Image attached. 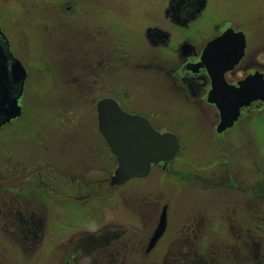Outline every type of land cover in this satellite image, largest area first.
<instances>
[{
    "label": "rangeland",
    "instance_id": "rangeland-1",
    "mask_svg": "<svg viewBox=\"0 0 264 264\" xmlns=\"http://www.w3.org/2000/svg\"><path fill=\"white\" fill-rule=\"evenodd\" d=\"M90 1L95 10L109 11L108 39L112 58L125 52L126 58L131 60L130 65L156 56L171 59L167 50H161L162 46L152 48L145 37L148 26L156 25L157 22L158 25H166L162 11L166 5L164 0ZM90 1L79 0L82 6L79 9L92 10ZM46 3V0H0L3 31L12 39L16 54L19 51L23 57L22 63L28 70L20 99L22 114L0 128V221L7 213L10 195L17 196L10 189L18 187V190H22L26 175H29L31 181L30 189H25L28 195L30 192V211L36 214V218L44 216L46 219L37 240L27 242V255L8 235V226L0 222V256L13 255L12 264H63L67 247L62 245L70 235V232L64 231L66 227L79 229L73 233L87 231L99 234L109 221H139L134 212V208L139 205L136 200L139 191L157 186L166 189L169 183L167 174L155 168L146 180L132 179L122 186L108 187L104 189L105 193H96L102 196L85 203L68 198L71 195H87L81 179L77 181L75 176H63L59 179L60 188L53 180L55 174L51 178L45 175L51 169H64L61 166L72 159L81 161L88 156L92 160L96 153L103 151L95 107L98 98L94 99V96L86 93L90 83L89 75L84 76L87 72L83 73L85 66L81 69L79 65L75 66L81 75L80 80L74 81V72L77 70L65 62L61 52L63 50L59 46L61 37L58 36L60 31L57 22L44 13ZM207 4L208 10L202 21L195 24L196 29H205L207 21H211L213 25H221L222 28L233 25L243 30L249 53L245 64L254 62L255 69L264 71V0H208ZM55 27L56 34L50 37V30H55ZM116 67L119 68V65ZM155 70L135 69L134 66L126 70L121 66L120 72L112 71L108 85L122 94L125 92L137 108L147 110V115L160 131L173 132L179 137L182 149L175 163L179 171L197 173L200 167L206 166L216 155L229 153L252 154L260 161V169L264 170V104L243 114L239 124L219 136L206 124L218 122L213 115L203 114L206 119L203 120L201 114L193 108L192 102L181 93L171 90V82L165 71ZM223 142H230L235 147L222 145ZM246 144H250L248 151L243 150ZM45 161L53 167L46 169ZM94 162L97 168L99 164V167L103 165L95 157ZM248 164L252 165V161ZM108 165L113 176L117 160L110 156ZM39 171L44 172L43 179L50 189H54L53 192L60 193V196L57 195L59 197L53 192L45 194V190L39 187ZM94 174L97 175L96 172L89 175ZM89 175L86 174V177L90 178ZM72 179L74 182H71ZM262 179L264 177L260 181ZM177 185L181 189L185 186L179 180ZM184 201L176 200L178 205ZM178 205L172 211V221ZM259 210H263L259 215L263 221L264 201L260 202ZM31 212L26 215L31 216ZM59 246L62 247L61 255L56 249ZM89 262L90 256L79 259V264Z\"/></svg>",
    "mask_w": 264,
    "mask_h": 264
},
{
    "label": "flooded vegetation",
    "instance_id": "flooded-vegetation-1",
    "mask_svg": "<svg viewBox=\"0 0 264 264\" xmlns=\"http://www.w3.org/2000/svg\"><path fill=\"white\" fill-rule=\"evenodd\" d=\"M207 1L164 0L166 5L162 11L166 25H158L157 22L156 25L148 26L145 37L152 48L162 46L161 50H167L166 53L172 57L164 59L156 56L139 60L132 65L125 52L112 58L108 39L110 30L108 10H95L91 1L93 9L84 10L79 9V0H46L47 9L45 8L44 13L57 22L60 31L58 36L61 37L59 46L63 50L61 52L65 56L66 64L73 70H77L75 66L79 65V69L85 66L83 73L87 72L84 76L89 75L90 83L86 93L94 96V99L98 98L96 108L100 100L113 98L124 111L147 118L152 127L160 131L147 115L149 113L147 110L137 108L138 106L130 101V96L125 92L122 94L108 85L112 71L120 72L121 66L126 70L131 66L148 71L160 69L165 71L171 82V90L181 93L192 102L193 108L201 114L203 120H206L203 114L213 115L218 122L211 121L206 124L211 127L214 134L223 136L240 123L243 114L255 107L259 108L264 103L254 102L251 106L242 108L241 117L234 126L218 132L221 123L220 110L216 104L209 101L213 90V78L206 65L202 64V58L208 44L227 29L233 28L236 32L243 33L244 31L233 25L222 28L221 25H213L211 21H207L205 29H196L195 24L202 21L208 10ZM1 27L3 31L2 24ZM55 34L56 27L55 30L54 28L50 30L49 35L53 37ZM5 36L9 40L12 55L22 63L23 57L19 51L16 54L12 39L6 34ZM246 42L245 55L241 62L233 70L225 73L226 83L230 86H238L240 81L258 71L264 74L263 70L253 67L254 62L245 64L249 54L247 38ZM127 54L130 55L128 52ZM22 65L24 66V63ZM116 65H119V68ZM78 70L74 72V81L80 80L81 74ZM97 128L99 130V123ZM101 137L103 151L96 153L92 160H89L88 156L81 161L72 159L61 166L64 169H55L58 174L54 169L50 171L51 163L45 161V167L49 170L45 175L51 178V175L55 174L53 180L58 186L61 185L59 179L63 176H75L77 181L81 179L84 183L87 195L82 197L71 195L68 198L86 203L90 199L102 196L97 195V192L105 193L108 187H116L110 184L112 173L108 165L110 156L111 159L115 157L105 138L102 135ZM179 142L180 151L173 160L154 164L146 177L137 178L138 181L146 180L156 168L167 174L169 181L166 189L157 186L139 191V197H136L139 205L134 208L139 221L128 223L109 221L99 234L87 231L73 233L79 229L66 227L64 231L70 232L68 236L70 238L66 237L68 240L62 245L67 247L63 264H79V259L84 256H90L91 262L88 264H264V220L259 217L263 212L259 210V205L264 201V179L260 181L264 177V170L260 169V161L252 154L229 153L216 155L206 166L200 167L197 173L181 172L175 167L178 161L176 158L182 149L180 139ZM223 143L222 145L235 147L230 142ZM243 146V150L248 151L250 148V144ZM94 157L97 161H102L101 167L100 164L98 168L94 166ZM250 161L252 165L248 164ZM86 169L88 171L85 172ZM94 172L97 175H89ZM43 173V171L37 173L39 187L49 195L54 189L48 187L49 184L43 179L45 177ZM24 174L26 175V171ZM86 174L90 178L86 177ZM26 176L27 180L22 190H18V187L10 189V192L17 196L10 195L7 213L0 221L8 226V235L20 245L24 255L28 253L27 242L37 240V236L43 230L42 223L46 220L44 216L36 218V214L30 211L32 205L30 192L28 195L25 189L26 187L27 190L30 189L31 181L29 175ZM178 180L185 185L184 188L181 189L177 185ZM96 184L98 188L95 187ZM7 192L9 193V190ZM53 193L60 196V193ZM181 199L185 201L178 205L176 200ZM176 205L178 207L172 221L171 215ZM42 206L46 208L45 205ZM30 212L33 213L31 216ZM164 214V230L153 244ZM56 249L60 251L62 247ZM59 253L61 255V251ZM12 256L9 254L0 256V263L12 264Z\"/></svg>",
    "mask_w": 264,
    "mask_h": 264
},
{
    "label": "water",
    "instance_id": "water-1",
    "mask_svg": "<svg viewBox=\"0 0 264 264\" xmlns=\"http://www.w3.org/2000/svg\"><path fill=\"white\" fill-rule=\"evenodd\" d=\"M247 46L243 32L227 29L210 42L204 52L202 64L213 78L209 101L220 110L218 132L234 126L242 108L255 101L264 102V74L256 72L240 81L238 86L226 83L225 73L234 69L245 55ZM27 70L11 51L8 38L0 24V127L22 114L19 100L23 95ZM99 131L116 156L118 167L111 177L112 186H120L131 179L146 177L153 164L168 163L180 151L178 137L171 132H159L139 115L125 112L113 98L97 103ZM153 244L162 234L165 214Z\"/></svg>",
    "mask_w": 264,
    "mask_h": 264
}]
</instances>
